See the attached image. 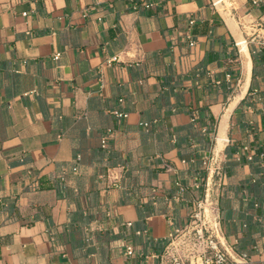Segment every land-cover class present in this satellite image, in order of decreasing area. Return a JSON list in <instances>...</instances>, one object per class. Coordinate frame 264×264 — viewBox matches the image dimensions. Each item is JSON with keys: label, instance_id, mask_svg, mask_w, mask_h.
<instances>
[{"label": "crops", "instance_id": "obj_1", "mask_svg": "<svg viewBox=\"0 0 264 264\" xmlns=\"http://www.w3.org/2000/svg\"><path fill=\"white\" fill-rule=\"evenodd\" d=\"M252 144L264 0H0V264H169L200 200L264 264Z\"/></svg>", "mask_w": 264, "mask_h": 264}, {"label": "built area", "instance_id": "obj_2", "mask_svg": "<svg viewBox=\"0 0 264 264\" xmlns=\"http://www.w3.org/2000/svg\"><path fill=\"white\" fill-rule=\"evenodd\" d=\"M191 44H194V41ZM108 145L109 135L102 136V148L108 149ZM248 159H252V153H249ZM220 214L219 205L206 204L200 200L189 223L181 230H176L173 239L167 246L166 254L170 256L171 260L169 264H188L193 258H201L200 264L247 263L249 255L245 252L240 253L238 259L228 262L227 254L221 249L217 239V232L220 230ZM128 252L130 254L133 252L131 247L128 248Z\"/></svg>", "mask_w": 264, "mask_h": 264}, {"label": "trees", "instance_id": "obj_3", "mask_svg": "<svg viewBox=\"0 0 264 264\" xmlns=\"http://www.w3.org/2000/svg\"><path fill=\"white\" fill-rule=\"evenodd\" d=\"M251 149L253 150L252 159L249 160L247 156V160L251 162L253 165L257 166L258 170L264 171V145L252 144ZM230 150L231 147H228V151ZM232 151L234 152V149H232Z\"/></svg>", "mask_w": 264, "mask_h": 264}]
</instances>
